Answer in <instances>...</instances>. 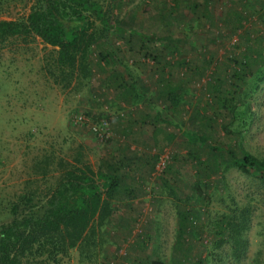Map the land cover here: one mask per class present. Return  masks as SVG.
Segmentation results:
<instances>
[{
    "label": "rangeland",
    "instance_id": "obj_1",
    "mask_svg": "<svg viewBox=\"0 0 264 264\" xmlns=\"http://www.w3.org/2000/svg\"><path fill=\"white\" fill-rule=\"evenodd\" d=\"M191 1L121 0L115 13L124 26L146 33L152 42L157 43V38L169 31L172 36L185 35L180 55L189 58L192 65L200 64L201 53L209 54L212 63L204 75L197 80L192 78L188 83L196 89V98L192 100L197 101L202 94L201 85L208 78L207 74L217 70L223 76V64L227 63L230 54L239 52L247 44L245 39L239 37V33L250 30L254 36L263 37L260 44L264 46V0H212L206 9V16L202 15L204 9L201 6L192 10L187 5ZM33 2L0 0V18L24 16ZM236 11L246 18L242 27H235L233 15ZM192 16L194 21L191 22ZM221 16H226L227 21ZM112 36L118 58L127 62L131 71L158 72L156 63L152 65L141 60L144 50L140 48L136 35L130 42ZM131 43L135 44L134 49H129ZM236 43H240V46H236ZM152 44L149 43L150 46ZM164 46L163 51L167 52L172 44L166 43ZM103 49L113 55L110 48ZM94 52L90 56L93 70L91 77L87 80L73 79L68 86H63L51 74L56 49L39 36H11L0 44L1 221L10 220V203L18 200L21 193L35 187L43 189L53 180L41 178L36 173L35 162L45 154L54 156L50 166L55 167V160L59 157L70 160L78 151H82L83 158L96 168L104 150L111 145L108 142L110 130L109 136L100 140L90 126L101 116L109 115L106 107L112 95L107 79L111 66L98 64V55ZM256 69L257 64L251 65L248 74ZM251 83L247 79L243 87L250 93L246 100L250 104L252 116L242 126L234 121L229 127L235 133L240 129L236 139L241 140L245 149L264 158V82L257 90H252ZM212 93L208 98L214 99ZM190 111L191 108L183 116L185 119L189 117ZM198 111L202 113L200 106ZM76 113H82L86 121L74 123ZM203 114H216L212 121V141L227 142L223 124L231 119L230 113L216 103L203 110ZM168 127L176 135L170 146L163 148V152L174 154L175 159L169 158L163 172L156 171V163L153 164L155 169L147 172L149 166L145 160L134 158V161L141 163L137 171L138 181L145 186L149 195L155 196L157 190L158 206L161 205L160 208L157 206V210L162 211L163 219L157 229V251L149 245L144 246L143 238L142 243L138 241L144 226L142 219L137 222L117 220L110 228L100 232L96 245L85 247L82 254L76 248L69 249L65 255L58 253L57 261L50 260V264H157L156 258H162L158 260L165 262L178 233L176 221L172 219V212L178 208L187 210L192 216L200 212L199 218L193 216L192 233L196 235L183 241L179 252V255L187 254L188 262L206 254L205 264H264V179L234 165L210 177L203 171L195 173L194 162L186 155L187 147L183 144L182 135L173 126ZM161 140L157 139V147L156 144H150L146 148L149 152H146L157 153ZM168 167L171 170L168 171ZM163 210L167 216L162 215ZM243 210L246 211L247 227L242 230V236L246 245L236 256L232 241L224 239L217 242L218 234L212 232V227L217 218L232 211L240 219L239 214ZM145 240L149 243L153 241L155 246L154 236Z\"/></svg>",
    "mask_w": 264,
    "mask_h": 264
},
{
    "label": "trees",
    "instance_id": "obj_2",
    "mask_svg": "<svg viewBox=\"0 0 264 264\" xmlns=\"http://www.w3.org/2000/svg\"><path fill=\"white\" fill-rule=\"evenodd\" d=\"M211 1L192 0L187 5L192 10L201 6L204 9L202 15L206 16ZM120 4L121 0H34L26 15L0 18V44L11 36H39L56 49L51 74L63 86H68L73 79L87 80L91 77L93 70L90 56L98 48L94 52L98 55L97 63L111 66L107 76L109 85L115 83L122 89V86H129L124 81L123 71L131 76L132 72L129 64L118 58L112 35L125 38L127 42L136 35L140 48L144 50L141 60L152 65L156 63L159 67L157 139H162V143L157 153L148 154L144 158L149 171L155 169L153 164L158 163L163 148L170 146L176 135L175 131L169 130L170 125L182 135L183 144L187 147L186 155L194 162L195 173L203 171L210 177L234 165L264 179V158L245 149L241 140L236 139L240 129L235 133L229 127L234 121L242 126L252 116L250 104L246 100L250 93L243 86L249 79L252 90H257L264 82V46L260 44L263 37L254 36L250 30L239 33V37L245 39L247 44L239 48V52L230 54L227 63L223 64V76L217 70L207 74L206 82L201 85L202 94L195 101L192 98H196V89L188 83L192 78L197 80L204 75L212 63L209 54L201 53L200 64L192 65L189 58L180 55L185 35L172 36L169 31L157 38V43L152 42L146 33L122 24L115 13ZM193 18H190L191 22ZM233 18L235 27H242L246 20L238 11ZM222 19L227 21L226 16ZM149 43L154 44L150 46ZM166 43L172 46L164 52ZM134 46L131 43L129 49H134ZM236 46L239 47L240 43H236ZM104 47L110 48L113 55L104 51ZM253 64H257V69L248 74L247 70ZM210 93L214 99L208 98ZM125 94V91L121 93ZM134 95L135 100L144 96L140 92ZM216 103L231 115L229 122L223 124L227 142L212 141V121L216 114H203V110ZM198 106L202 108V113L198 111ZM189 108V117L185 119L183 116ZM166 111L167 115L164 114ZM101 117L108 119L110 130V115ZM170 157L175 159L174 154H168L161 172L168 165ZM53 162L54 156L51 153L35 162L39 177L53 180L43 189L35 187L21 193L18 200L10 203V220H0V264H50V260L57 261L58 253L65 255L72 248L79 249L82 254L85 247L96 245L97 236L103 229L110 228L117 221L115 211L118 206L114 200L122 195L120 186L129 178L125 171L127 167H132V163L123 157L116 162L104 160L94 168L83 158L82 151H78L70 160L59 157L55 160L56 166L51 167ZM129 191L128 188L123 190L126 195ZM185 211L178 208V233L170 264H205L206 254L191 262H188L187 254L179 255L183 241L196 235L192 233L193 216L197 219L200 215L199 211L193 216ZM245 212H240V219L233 211L220 216L212 227V232L218 234L217 242L224 239L232 241L236 256L246 245L242 236V230L247 227ZM157 264L162 262L157 261Z\"/></svg>",
    "mask_w": 264,
    "mask_h": 264
},
{
    "label": "crops",
    "instance_id": "obj_3",
    "mask_svg": "<svg viewBox=\"0 0 264 264\" xmlns=\"http://www.w3.org/2000/svg\"><path fill=\"white\" fill-rule=\"evenodd\" d=\"M131 72L132 76L123 71L124 81L129 85V89L124 86L121 89L115 83L110 85L112 95L106 111L109 112L111 117L108 141L111 145L109 144V148L105 149L106 152L104 150L99 163L104 160L116 162V160L118 161L123 157L126 158L128 163H132V167H127L125 171L129 174V178L120 186L123 196L121 195V197L114 200L115 205L118 206L115 211V219L121 222L126 220L134 222L142 219L144 226L138 241L142 243L144 239V246L149 245L157 251V229L159 228V222L163 221L161 218L162 211L157 210L158 207H161V205L158 206L160 201L157 198V190L155 196L149 195L145 186L138 181L137 171L140 169L141 163L134 161V158L144 160L149 154L146 148L150 144H157V71L153 70L149 73ZM134 81L136 83L132 87ZM124 91L127 95H121ZM137 92L143 93V98L135 100L134 94ZM125 188L130 189L127 195L123 192ZM172 214V219L174 218L176 221L175 227L178 228V209L173 211ZM162 215L167 216L165 210H163ZM149 236H154L155 246H153V241L149 243L145 240ZM174 243L175 240L170 246L168 260L166 259L162 264H170L173 257ZM158 259L162 258H156V263L157 261L161 262Z\"/></svg>",
    "mask_w": 264,
    "mask_h": 264
},
{
    "label": "built area",
    "instance_id": "obj_4",
    "mask_svg": "<svg viewBox=\"0 0 264 264\" xmlns=\"http://www.w3.org/2000/svg\"><path fill=\"white\" fill-rule=\"evenodd\" d=\"M86 119L84 118L82 113H76L74 115V123H82L85 122ZM92 131L98 136L100 140H104L109 136V122L108 119L104 117H100L98 121L91 123ZM168 153L162 152L159 157L158 163H156V171L162 170L165 164V159L167 158Z\"/></svg>",
    "mask_w": 264,
    "mask_h": 264
}]
</instances>
